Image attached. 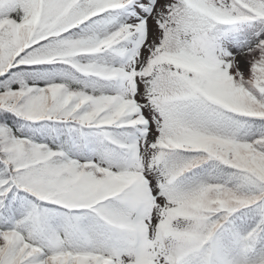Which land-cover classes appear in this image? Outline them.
<instances>
[{
    "label": "snow or ice",
    "instance_id": "1",
    "mask_svg": "<svg viewBox=\"0 0 264 264\" xmlns=\"http://www.w3.org/2000/svg\"><path fill=\"white\" fill-rule=\"evenodd\" d=\"M0 264H264V0H0Z\"/></svg>",
    "mask_w": 264,
    "mask_h": 264
}]
</instances>
